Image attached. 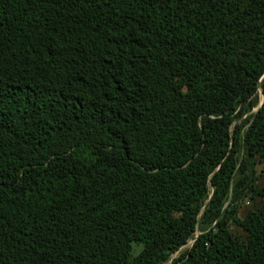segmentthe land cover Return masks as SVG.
Returning a JSON list of instances; mask_svg holds the SVG:
<instances>
[{
	"label": "trees",
	"instance_id": "16d2710c",
	"mask_svg": "<svg viewBox=\"0 0 264 264\" xmlns=\"http://www.w3.org/2000/svg\"><path fill=\"white\" fill-rule=\"evenodd\" d=\"M256 160L264 0H0V264H264Z\"/></svg>",
	"mask_w": 264,
	"mask_h": 264
},
{
	"label": "rangeland",
	"instance_id": "374dc122",
	"mask_svg": "<svg viewBox=\"0 0 264 264\" xmlns=\"http://www.w3.org/2000/svg\"><path fill=\"white\" fill-rule=\"evenodd\" d=\"M258 95H259V104H260V102L262 101V98H263L261 90H258ZM259 104H258V106H259ZM256 108L257 107H255L253 110H256ZM254 169H255V174L257 177V180L254 183L257 186H259V185L264 183V162L256 160ZM261 201H262L261 198L258 195H256L253 191H248L239 200V210H238L236 216L238 218H243V216L246 214V212L249 209L255 208L257 205H259L261 203ZM228 227H229L230 232L233 235L238 236L241 239H245V232L240 225L236 224L233 221H230ZM196 233H199V231L197 230ZM192 241L193 240H189L178 251L173 253L170 260L164 264H170L171 259L173 257L177 256L182 250L189 247L191 245ZM135 253H136V251L133 252V254H135Z\"/></svg>",
	"mask_w": 264,
	"mask_h": 264
},
{
	"label": "water",
	"instance_id": "95a60500",
	"mask_svg": "<svg viewBox=\"0 0 264 264\" xmlns=\"http://www.w3.org/2000/svg\"><path fill=\"white\" fill-rule=\"evenodd\" d=\"M262 102H263V98H262V101L260 102L259 106L262 104ZM259 106H257L256 110L258 109Z\"/></svg>",
	"mask_w": 264,
	"mask_h": 264
}]
</instances>
